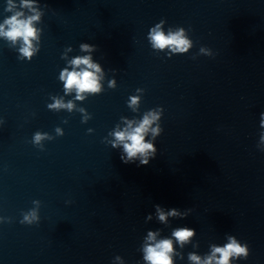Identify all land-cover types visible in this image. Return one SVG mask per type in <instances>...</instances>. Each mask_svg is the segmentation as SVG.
<instances>
[{
  "label": "water",
  "instance_id": "obj_1",
  "mask_svg": "<svg viewBox=\"0 0 264 264\" xmlns=\"http://www.w3.org/2000/svg\"><path fill=\"white\" fill-rule=\"evenodd\" d=\"M37 2L31 61L17 58L22 41L0 36V264H143L147 231L161 239L180 226L196 235L183 249L174 243L183 259L173 264H190L189 252L203 259L227 235L249 247L230 264H264V0ZM12 3L7 11L0 0V23L35 14ZM161 19L165 33L185 29L188 53L151 47L147 33ZM80 43L96 46L104 70L101 92L83 100L59 80L68 61L89 54ZM53 98L72 109H48ZM157 107L156 157L124 164L110 133ZM36 131L47 136L34 146ZM157 204L192 212L146 223ZM29 210L39 223H20Z\"/></svg>",
  "mask_w": 264,
  "mask_h": 264
},
{
  "label": "clouds",
  "instance_id": "obj_2",
  "mask_svg": "<svg viewBox=\"0 0 264 264\" xmlns=\"http://www.w3.org/2000/svg\"><path fill=\"white\" fill-rule=\"evenodd\" d=\"M17 7L12 3V0H8V9L11 11ZM19 7L21 9H27L34 15L26 16L24 11H15L9 17H6L3 23H0V36L6 37L8 40L15 43L17 40L23 42V47L18 49L20 60L31 61L34 57L31 41L37 38V30L33 26V21L40 18L41 12L37 0H20ZM165 23L163 19L159 23L151 27L147 33V39L153 49H159L161 52L168 47L169 52L165 53L167 56L174 54H186L192 47V41L185 36V29L177 27L175 31L169 30L167 33L161 30V24ZM7 26V28H5ZM68 51H71V46L67 47ZM80 52L89 53L88 55L74 56L68 65L71 66V70L65 67L60 70L59 80L63 82L64 95H68L74 88L76 90V99L83 100L85 97L81 93H100L101 85L97 73L103 72V68L98 62H94L91 53L96 50V46L89 43L79 44ZM201 52L204 49L201 48ZM206 56H213L210 53H205ZM194 58V57H193ZM83 65V67H80ZM115 82L110 81L109 87H114ZM139 91V89H137ZM139 97L130 96L129 107L138 104ZM53 103L48 104V109L59 110L61 108L72 109L73 104L68 101L67 104L62 103L61 99L53 98ZM135 111V109H133ZM83 111V109H81ZM163 113V109L157 107L155 110L150 109L145 112L138 121L137 120H125V127L120 130H114L110 135L113 139L110 141V146L114 150H118L120 153V160L124 164L137 163V166L147 165L151 159H154L157 154V148L155 145L156 138L163 132L160 124H156L152 127L154 122L160 120ZM124 120V117H121ZM119 128V125L116 126ZM259 127L261 129L259 133V139L264 142V112L259 114ZM91 131V129H89ZM151 131V136L147 137V134ZM56 132L60 133V129L57 128ZM47 136V133L36 131L32 136V144L40 145V142ZM43 150V146H40ZM32 203H38L37 200H33ZM40 203V202H39ZM154 213H149L145 217V222L155 219L162 225L167 226L169 223V217L173 218H186L192 209L188 208L183 211L177 208L165 209L160 205L153 206ZM23 218L20 220L21 224L32 225L39 223V216L36 210H29L27 214H22ZM160 234V229L148 230L146 237H144L145 243L142 246V260L143 264H173L174 256H180L174 250V243L183 249L186 244L190 242V238L196 235L195 229L187 226L175 227L171 231L170 236H166L161 239H157ZM196 245H193L195 247ZM210 252L204 255L203 259L195 252H189L187 254V260L190 264H230V260H246L249 255V247L247 243H241L235 236L227 235V243L222 246L216 244L209 245ZM183 259L182 256H180ZM116 260L122 262L120 256L115 257Z\"/></svg>",
  "mask_w": 264,
  "mask_h": 264
}]
</instances>
